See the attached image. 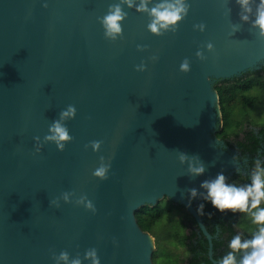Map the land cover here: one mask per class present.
Segmentation results:
<instances>
[{"label": "water", "instance_id": "water-1", "mask_svg": "<svg viewBox=\"0 0 264 264\" xmlns=\"http://www.w3.org/2000/svg\"><path fill=\"white\" fill-rule=\"evenodd\" d=\"M188 2L177 31L157 36L149 12L135 7L140 0H0V264H90L93 247L100 264H153L152 236L135 212L163 198L192 216L216 264L195 211L203 198L188 207L187 189L203 191L200 181L221 170L228 179L251 172L248 158L215 135V83L263 67L264 40L240 19L254 15L251 0V13L238 0ZM117 4L126 16L111 40L101 21ZM201 22L204 31L193 27ZM233 26L240 30L229 35ZM71 104L75 117L61 123L73 139L59 151L45 136ZM178 151L198 155L205 173L189 176ZM108 163L107 179L92 175Z\"/></svg>", "mask_w": 264, "mask_h": 264}, {"label": "clouds", "instance_id": "clouds-1", "mask_svg": "<svg viewBox=\"0 0 264 264\" xmlns=\"http://www.w3.org/2000/svg\"><path fill=\"white\" fill-rule=\"evenodd\" d=\"M245 13L252 12V6L250 0H238ZM255 4L254 15L250 18L249 15H241L240 19L243 21H250L249 27L252 29V33L260 40H264V0H251ZM134 0H129V6H133ZM47 7V3L42 5ZM137 10L148 11L152 17L151 22L147 25V29L157 35H163L165 31H177L178 22L182 21L188 14L190 4L188 0H159L154 6L148 8L147 0H140L139 4H135ZM110 11H108L102 18V27L104 35L115 40L119 35H122V21L124 20L126 13H124L120 5H110ZM193 27H199L201 31L205 30V24L203 22L193 24ZM240 29L233 26L229 35H234ZM208 49L214 47L211 41L205 45ZM141 47V46H138ZM197 55H200L197 52ZM264 60V57L261 58ZM146 65L141 64L135 66L138 71H143ZM180 68L182 71H189L187 60L185 59ZM76 108L74 105H68L66 109H61L58 113V119H53L49 125L51 135H46L45 139L52 141L55 144L56 149L63 151L65 144L71 141L73 137L69 133V129L66 123L61 121L66 116L75 117ZM39 136H34L33 140L38 141ZM93 149L96 150L99 147L101 141H90ZM35 152H40L39 146H34ZM179 152V158L183 162L189 161L188 174L191 177L203 175L206 171V165L198 155H188L183 151ZM235 159V157H233ZM111 164L102 165L92 171V175L100 179H107L108 171ZM239 172V169H236ZM249 175V181L247 183L227 182L223 170L218 171L214 176L206 178L200 181L199 188L203 191H198L196 187L187 189V206L190 207L192 200L198 195L203 198V201L210 203L212 208L220 213L231 212L245 214L251 222L252 227L248 230L250 235L245 236L243 232L235 233L228 241L227 251L222 255L216 264H264V162L259 158L256 159L255 164ZM183 196L184 193L182 192ZM164 197H168L167 194ZM67 199V197H65ZM53 201L50 200L49 204L53 205ZM59 207V205H56ZM204 203L199 202L196 205L195 211L198 216L205 215ZM84 208L96 212V208L91 200H88ZM61 260L67 261V253L61 252ZM85 259L89 260L90 264H100V258L97 254V250L93 247L85 251ZM71 264H81L80 259H75Z\"/></svg>", "mask_w": 264, "mask_h": 264}, {"label": "trees", "instance_id": "trees-1", "mask_svg": "<svg viewBox=\"0 0 264 264\" xmlns=\"http://www.w3.org/2000/svg\"><path fill=\"white\" fill-rule=\"evenodd\" d=\"M215 90L219 96L221 110V122L215 135L227 145H234L242 156L247 157L252 170L257 158L264 162V66L239 77L218 80ZM248 181L249 175L241 173H234L227 180L229 183ZM199 202L205 205V215L200 217L212 235V258L217 261L229 251L227 243L235 233L243 232L246 237L250 233L239 227L241 213H220L207 201L201 199ZM175 212L180 215L174 219L170 218ZM135 217L140 228L156 241L159 235H164L167 241L185 249V256H175L169 263L213 264L208 257L206 238L199 232L194 219L181 204L165 198L154 206L141 207L135 212ZM156 257L153 252V263Z\"/></svg>", "mask_w": 264, "mask_h": 264}, {"label": "rangeland", "instance_id": "rangeland-1", "mask_svg": "<svg viewBox=\"0 0 264 264\" xmlns=\"http://www.w3.org/2000/svg\"><path fill=\"white\" fill-rule=\"evenodd\" d=\"M162 200H165V198H163ZM179 215L180 213L175 212L170 218L173 217L174 219L177 218ZM239 227L245 231H248L252 227L250 219L243 213H241ZM152 246H153V252H155V255L157 256L153 264H171L172 262L169 263V261L173 260L174 259L173 257L185 256L186 254V251L183 247H181L180 245L174 242L167 241L164 235L162 236L159 235L157 241L152 236ZM162 248H164L165 250H161Z\"/></svg>", "mask_w": 264, "mask_h": 264}, {"label": "flooded vegetation", "instance_id": "flooded-vegetation-1", "mask_svg": "<svg viewBox=\"0 0 264 264\" xmlns=\"http://www.w3.org/2000/svg\"><path fill=\"white\" fill-rule=\"evenodd\" d=\"M230 147H235L234 145L230 146ZM259 152H261V149L259 150Z\"/></svg>", "mask_w": 264, "mask_h": 264}]
</instances>
